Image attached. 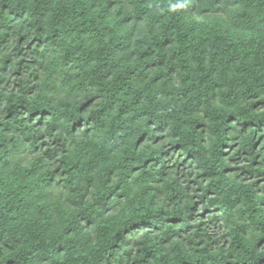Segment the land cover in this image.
I'll return each instance as SVG.
<instances>
[{
	"label": "trees",
	"instance_id": "trees-1",
	"mask_svg": "<svg viewBox=\"0 0 264 264\" xmlns=\"http://www.w3.org/2000/svg\"><path fill=\"white\" fill-rule=\"evenodd\" d=\"M0 264H264V0H0Z\"/></svg>",
	"mask_w": 264,
	"mask_h": 264
}]
</instances>
